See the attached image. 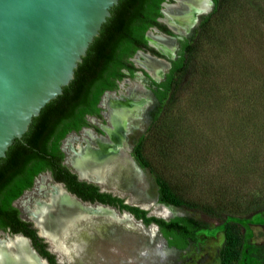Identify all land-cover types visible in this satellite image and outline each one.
Masks as SVG:
<instances>
[{"label": "rangeland", "instance_id": "374dc122", "mask_svg": "<svg viewBox=\"0 0 264 264\" xmlns=\"http://www.w3.org/2000/svg\"><path fill=\"white\" fill-rule=\"evenodd\" d=\"M220 9L223 19H213L193 51L185 52L186 64L174 74L162 100L152 90L154 81L163 78L154 79L135 62L137 72L112 91L119 95L122 82L138 96L145 91L149 103L132 119L126 154L105 177L116 181L103 184L130 204L144 206L149 215L164 220L190 217L205 226L184 250L171 249L153 224L123 217L122 212L120 220L104 222L98 231L78 239H71V225L61 226L62 244L50 242L62 264H219L225 226L241 237V257L235 264H264V0H222ZM196 25L182 40L195 38ZM101 108L100 119L89 117L97 131L101 121L108 124L107 108ZM66 138L62 148L67 156ZM128 151L139 154L146 167L138 168ZM126 158L135 172L122 171ZM155 175L189 208L159 203ZM43 176L49 174H39L14 201L21 217L29 215L23 202L39 198Z\"/></svg>", "mask_w": 264, "mask_h": 264}, {"label": "water", "instance_id": "95a60500", "mask_svg": "<svg viewBox=\"0 0 264 264\" xmlns=\"http://www.w3.org/2000/svg\"><path fill=\"white\" fill-rule=\"evenodd\" d=\"M209 2L211 9L213 2ZM122 3L123 0H0V174L1 165L10 162L15 147L44 116L67 99V90L76 87L121 10ZM160 10L162 12V8ZM158 20L162 21V18ZM168 28L176 36L163 34L173 38L175 46L177 39L184 35ZM145 38L147 40V36ZM164 55L167 59L150 56L163 59L168 69V59L174 56ZM128 156L132 160L129 151ZM134 164L141 169L138 163ZM72 171L79 179L99 187V191L120 197ZM55 184L78 204L70 215L75 217L68 220V224L73 222L68 231L71 235H91L103 226L102 223L120 220L119 212L123 217L134 218L127 210L81 199L66 189L63 183ZM124 201L129 203L126 199ZM132 205L143 208L136 203ZM81 206L100 208L103 212L87 211ZM76 221L78 223L74 226ZM65 222L62 230L69 227ZM37 233L41 236L38 230ZM9 237L24 239L37 259L49 264L32 247L28 237L19 233ZM45 242L56 261L62 264L49 242Z\"/></svg>", "mask_w": 264, "mask_h": 264}, {"label": "trees", "instance_id": "16d2710c", "mask_svg": "<svg viewBox=\"0 0 264 264\" xmlns=\"http://www.w3.org/2000/svg\"><path fill=\"white\" fill-rule=\"evenodd\" d=\"M165 0H123L122 8L91 59L85 72L75 88L67 90V99L44 116L25 138L12 151L10 162L1 165L0 174V228L10 227L12 232L23 231L29 235L38 251L47 257L51 264H59L55 255L46 249V242L37 235L36 230L28 228L30 223L23 222L18 217L19 211L13 205L25 189L33 185L34 178L47 169H52L54 175L64 179L68 185L84 197H97L101 202L119 205L120 208L143 217L145 223L155 222L160 225L168 242L179 248H184L189 241L194 239L195 232L205 224L200 220L190 217L176 216L169 221L155 216H144L147 211L137 206H130L123 199L109 193L98 192V187L85 181H76V175L67 174L68 168L64 165L63 172L61 160L64 152L61 150V141L70 131H78L82 126L88 125L86 114L100 116L98 103L106 90H115L117 81L125 76H131L138 68L129 60L137 49H145L163 57L156 49L148 45L145 38L146 30L156 26L164 33L175 36L164 23L157 18L162 16L161 3ZM214 6L211 12L200 17L199 30L193 39H180L182 44L178 58L170 60L165 80L155 82L153 93L158 101L165 97L171 87L174 74L180 72L187 61V52H192L194 44L202 30L208 29L210 22H219L222 17L220 4L222 0H212ZM186 52V53H185ZM126 69L128 73L123 72ZM142 70V69H140ZM144 74H147L142 70ZM139 165L146 167V162L135 154ZM63 172V173H62ZM69 172V171H68ZM57 178V179H58ZM158 185L157 200L163 204L177 206L189 205L184 203L168 184L155 175ZM86 194V195H85ZM211 213V212H208ZM225 226V240L219 250V264H235L241 257V237L235 230H228Z\"/></svg>", "mask_w": 264, "mask_h": 264}, {"label": "bare ground", "instance_id": "6f19581e", "mask_svg": "<svg viewBox=\"0 0 264 264\" xmlns=\"http://www.w3.org/2000/svg\"><path fill=\"white\" fill-rule=\"evenodd\" d=\"M170 7H174L173 10H170ZM209 9V0H174V2L163 3V16L161 18L162 21L165 22L172 30H175V32L179 34L186 35L189 34L190 30L197 24L199 16L202 13L208 12ZM153 29L148 30L146 35L150 45L160 50L167 56H174L175 48L173 46V38L166 36L161 32L159 34L161 37H159V35H154L150 32ZM148 34H150V40L148 38ZM139 51L136 53L135 60L143 65L140 66H145L144 69H146L154 79L161 80L163 76L160 78L159 76L163 75L167 69H164L162 73L161 70L164 65L167 67V63L161 58L152 57L147 53L150 57L154 58L152 59L144 52ZM140 56H142L144 60H141ZM120 89L121 96L115 97L113 92H107L101 101V105L108 110L107 114L109 115L107 117V121L109 118V124H111V127L104 126V129L109 137L108 141L99 140V146L94 150L85 149V147L79 143L82 139H85L86 136L90 135V130L84 128L86 130L85 133H83V137H69L66 142V149L70 151L69 162L67 156L66 163L77 173L81 172L83 176H86L84 178L91 177L89 179L93 180L101 187H106V185H103L100 181H98V179H101L103 183L114 180V178L111 179L108 177L109 179L107 180L106 178L108 173L114 168V164L121 157V148L124 146V136L127 133L126 130L131 124L132 119L133 122L138 119L141 107L147 103L148 99V95L145 91L138 96L131 87L125 89L122 84L120 85ZM124 90H126L125 93ZM105 114L106 113H104V115ZM76 142L78 143V147L76 149L78 150L77 152L76 150H72L73 145ZM122 169L123 172H128V174L135 172L134 168L127 159L122 162ZM60 188L61 187L57 184L50 185L47 178H43L37 189L38 195H40L39 198L23 202V209L27 214L29 213L32 219H34L40 226L43 233L29 217L38 229L39 234H41V236L49 242L52 250H54V248L50 240L53 242L57 240L62 244L58 235L59 228L66 223L65 221H67L68 224L70 217H75L70 215L73 213L74 208L78 206V204ZM81 207L85 208L83 206ZM85 210L91 212H103L100 208L93 207H86ZM72 223L73 222L70 224ZM77 223L78 221H76L74 226H76ZM70 224L66 225V227ZM60 235H64V233H61ZM6 237L9 239L0 240V264H43L42 261L37 259V257L30 252V249L22 238ZM79 237H81V235H72L71 239H78Z\"/></svg>", "mask_w": 264, "mask_h": 264}, {"label": "flooded vegetation", "instance_id": "af4514ba", "mask_svg": "<svg viewBox=\"0 0 264 264\" xmlns=\"http://www.w3.org/2000/svg\"><path fill=\"white\" fill-rule=\"evenodd\" d=\"M168 2L169 0H165V1H163V2ZM213 2V1H212ZM213 6H214V2L212 3V6H211V9L207 12V13H209V12H211L212 11V9H213ZM161 8H162V3H161ZM165 8H166V6H165ZM161 11V10H160ZM206 13V14H207ZM162 16H163V13H162ZM161 16V17H162ZM159 18V17H158ZM157 18V19H158ZM160 22H162V23H164L163 21H160ZM199 22H200V17H199V19H198V22H197V25H196V27L198 26V24H199ZM165 25H166V23H164ZM167 26V25H166ZM156 29V30H154V29ZM151 29H153L152 31H150L152 34H154V35H159L160 34V32L161 33H164L162 30H160L158 27H156V26H151V27H149L146 31L148 32V30H151ZM156 31H158V32H156ZM147 32H145V36L147 35ZM149 32V33H150ZM158 33V34H157ZM166 34V33H165ZM169 35V34H168ZM176 36V35H175ZM159 37H161L160 35H159ZM163 37V36H162ZM148 38H149V40H150V34H148ZM165 38V37H164ZM166 39H168V38H166ZM182 39V38H181ZM169 41V40H168ZM180 41V39L178 38L177 39V42H176V44H175V46H174V48H175V54H174V58H172V59H168L169 60V62H170V60H173V59H176V58H178V55H179V53H180V51H181V48H182V44L179 42ZM148 42V41H147ZM149 45V44H148ZM150 46V45H149ZM152 47V46H151ZM154 48V47H153ZM155 49V48H154ZM139 50H141L142 52H144L145 54H147V53H149L150 55H154V56H156V57H159V56H157V55H155V54H153V53H151L150 51H148V50H145V49H142V48H140V49H137L136 51H135V53L131 56V57H129V60L133 63V65H134V62L137 64H140V65H142L141 63H139V62H137L136 60H135V57H136V53H137V51H139ZM141 51H139V52H141ZM159 52V51H158ZM162 54V53H161ZM148 55V54H147ZM163 55V57L162 58H165V59H167L166 58V56L164 55V54H162ZM149 56V55H148ZM150 57V56H149ZM140 58L142 59L143 57L142 56H140ZM150 58H152V57H150ZM152 59H154V58H152ZM142 60H144V58L142 59ZM156 60V59H155ZM157 61H160V60H157ZM137 64V65H138ZM143 66V65H142ZM145 67V66H144ZM170 67H171V62H170ZM169 67V68H170ZM169 68H168V70H169ZM166 70L167 69V67L164 65L163 66V69L161 70V73L163 72V70ZM123 70V72H125V73H128V71L126 70V69H122ZM126 70V71H125ZM143 70V69H142ZM168 70L165 72V75L162 77L163 78V80H165V77H166V74H167V72H168ZM135 72H137V71H134V73ZM152 74V73H151ZM154 76V75H153ZM162 75H160L159 76V78L161 77ZM124 78V77H123ZM122 78V79H123ZM122 79H120V80H118L117 81V88H118V83H119V81H121ZM162 80V81H163ZM122 82H120V84H121ZM120 84H119V89H120ZM116 88V89H117ZM115 89V90H116ZM115 90H106V91H104L103 92V94H102V96H101V99H100V101H99V103H98V106L100 107V116H101V114H102V108H101V105H100V103H101V100H102V98H103V96H104V93L105 92H108V91H110V92H112V91H115ZM120 91H121V89H120ZM114 93V92H113ZM154 94V93H153ZM115 97H119V96H121L120 95V92H119V95H114ZM155 96V95H154ZM104 100V99H103ZM149 103V101H148V99H147V103L146 104H144V106L143 107H141V111L143 110V109H145V107H146V105ZM107 112H108V110H107ZM107 112H106V115H107V117H108V115L109 114H107ZM100 116H96L95 114H86V116H85V118H86V121L88 122V125H86V126H82L78 131H70V132H68L66 135H65V137L62 139V141H61V145H60V147H61V150L64 152V150H63V148H62V142H63V140L66 138V136L69 134V133H71V132H81L80 134L81 135H79L78 137H83V133H85V130L88 128L89 130H90V135H88V136H86L85 137V139H82L81 140V142L79 143V144H81L82 146H84L85 147V149H89V150H94V149H96V148H98V146H99V140H103V141H108L109 140V137H108V135H107V132H106V130L104 129V126H110L111 127V124H109L110 123V120H109V118H108V124H105L106 123V120H105V123H102V121H101V123H99L98 125H99V128H100V130L101 131H97L96 130V128L93 126V124L89 121V117H94L96 120H98V119H100ZM100 124H105V125H100ZM131 125V124H130ZM130 125H129V127L127 128V130H126V134H125V136H124V146L121 148V155L122 154H126V151L124 152V149H125V147L127 146V138H126V135L128 134V132H129V129H130ZM101 126V127H100ZM84 128H86V129H84ZM98 128V129H99ZM84 129V130H83ZM83 131V132H82ZM70 137V136H69ZM69 137H67L66 138V140L69 138ZM65 144H66V142H65ZM75 144V143H74ZM77 147H78V143L76 142V146H74L73 145V149L72 150H76L77 149ZM81 148H83V147H81ZM78 150H76V152H77ZM68 155H69V153H68ZM67 155V156H68ZM66 154H65V152H64V157H63V159L61 160V168L63 169V165L66 167V168H68V171H66L65 169H63V172H67V174L68 175H70L71 173H74L75 175H76V181H78V180H80V181H85V180H81V179H79L78 178V176H77V174L75 173V172H73L72 171V168L69 166V165H67V163H65V159H66ZM130 156H131V158H132V160H133V162H136V163H138V161H137V159L135 158V156H134V154H132V152L130 153ZM127 159V158H126ZM68 162H69V156H68ZM138 165H139V163H138ZM73 166V165H72ZM74 167V166H73ZM141 167V166H140ZM142 168V167H141ZM78 171V170H77ZM43 172H47L48 174H49V176H43L42 178H41V180L38 182V184H40L41 183V181H42V179L43 178H47V180H48V183L50 184V185H52V184H55L56 182H61V183H63L64 184V186H65V188L66 189H68L69 191H71L72 193H74V194H76L78 197H80L81 199H84V197H82V195L81 194H79L78 193V191H76L75 189H73L70 185H68L67 183H66V181L64 180V179H59L58 177H56L55 175H54V172L52 171V169H47V170H45V171H42L41 173H43ZM62 172V173H63ZM79 172V171H78ZM41 173H39V174H41ZM81 175H82V173L81 172H79ZM38 174V175H39ZM37 175V176H38ZM36 176V177H37ZM83 176V175H82ZM110 176H112V175H110ZM35 177V178H36ZM83 177H86V176H83ZM35 178H34V181H33V185H34V182H35ZM58 178V179H57ZM87 178H91V177H87ZM39 179V178H38ZM98 181H100L102 184H104L102 181H101V179H98ZM116 181V180H115ZM86 182V181H85ZM87 183H90V182H87ZM32 185V186H33ZM31 186V187H32ZM39 186V185H38ZM37 189H38V187H37ZM61 189V188H60ZM25 190H27V189H25ZM24 190V191H25ZM98 190H99V187H98ZM23 191V192H24ZM63 191V190H62ZM22 192V193H23ZM64 192V191H63ZM98 192H101V191H98ZM104 193H106V192H104ZM109 194H111V193H109ZM22 195V194H21ZM20 195V196H21ZM86 195V194H85ZM112 195V194H111ZM19 196V197H20ZM113 196V195H112ZM18 197V198H19ZM93 196H88V197H85L86 199H84V200H89V201H99V202H101L97 197H95L94 196V199H90V198H92ZM17 199V198H16ZM15 199V200H16ZM123 199V198H122ZM14 200V201H15ZM125 199H123V202L125 203V204H128V205H130V206H136V205H132V204H129V203H126L125 201H124ZM13 201V202H14ZM23 201V200H22ZM22 201H21V206H22ZM158 201V200H157ZM102 203H106V204H109V205H111V206H113V207H116V208H118V209H120V210H122L123 208H120V206L119 205H114V204H111V203H107V202H102ZM160 203V202H159ZM14 205V204H13ZM137 207H139V206H137ZM140 208V207H139ZM22 209H23V207H22ZM141 209H143V208H141ZM124 210H126V209H124ZM144 210H146V209H144ZM25 211V210H24ZM127 211H129V210H127ZM147 211V210H146ZM26 212V211H25ZM133 216H134V218L135 219H137V220H140L143 224H145V225H149V224H151V223H153V224H156L157 226H158V230H159V232H160V234H161V236L166 240V243L168 244V246L171 248V249H175V250H184L185 249V247L184 248H179V247H177L176 245H174V244H170L169 242H168V240H169V238L170 237H166L165 235H164V233H163V231H162V228L160 227V225L159 224H157V223H155V222H149V223H145L144 222V220H143V217H141V216H136L134 213H132L131 211H129ZM29 214V213H28ZM144 216H146V217H148V216H154V215H149L148 214V211H147V213L144 215ZM18 217L20 218V220L21 221H23V222H27V223H30V225H28L27 227L28 228H33V229H35L36 230V233H37V228H36V226L34 225V223H33V221L35 222V224L38 226V228L41 230V232H42V229L40 228V226L36 223V221L34 220V219H32V217H31V215L29 214L26 218L25 217H21L20 216V214L18 215ZM33 220H30V218ZM155 217H157V216H155ZM157 218H160V217H157ZM163 219V218H162ZM165 221H169V220H165ZM2 230V231H1ZM2 232V233H1ZM3 233L4 234H6V235H3ZM22 234V235H24V236H26V237H28L29 239H30V242H31V245H32V247L37 251V253L39 254V255H41L43 258H45L48 262H49V260L47 259V257H45V256H43L42 254H40L39 253V251H38V248H37V246L35 245V242L33 243V241H32V239H31V237L29 236V235H27L26 233H24L23 231H17V232H12L11 231V228L10 227H6V228H0V234H2L3 236H1L0 237V240H8L9 238H7L6 236H12V235H14V234ZM43 233V232H42ZM37 235H38V233H37ZM40 236V235H39ZM41 237V236H40ZM13 238H15V237H13ZM43 238V237H42ZM10 239H12V238H10ZM24 240V239H23ZM25 241V240H24ZM43 241L45 242V240H44V238H43ZM26 242V241H25ZM46 244H47V242H46ZM46 249L47 250H49L48 249V244H47V246H46ZM30 252H31V250H30ZM32 253V252H31ZM33 254V253H32ZM49 264H51L50 262H49Z\"/></svg>", "mask_w": 264, "mask_h": 264}]
</instances>
